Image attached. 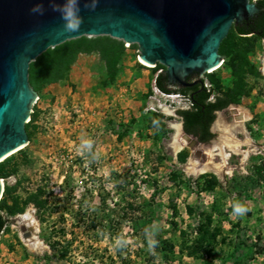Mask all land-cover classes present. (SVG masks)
I'll use <instances>...</instances> for the list:
<instances>
[{
  "label": "rangeland",
  "instance_id": "rangeland-1",
  "mask_svg": "<svg viewBox=\"0 0 264 264\" xmlns=\"http://www.w3.org/2000/svg\"><path fill=\"white\" fill-rule=\"evenodd\" d=\"M232 25L219 67L202 77L229 110L215 115L211 139L177 152L176 110L190 102L155 87L166 66L142 63L137 43L82 35L32 61L27 142L0 159V264H264V39ZM231 109L246 114L232 129L237 153L223 132ZM207 146L230 151L224 171L189 174L192 150ZM26 211L42 251L24 243Z\"/></svg>",
  "mask_w": 264,
  "mask_h": 264
},
{
  "label": "water",
  "instance_id": "water-1",
  "mask_svg": "<svg viewBox=\"0 0 264 264\" xmlns=\"http://www.w3.org/2000/svg\"><path fill=\"white\" fill-rule=\"evenodd\" d=\"M257 11L249 0H0V158L27 142L24 123L36 98L28 67L47 48L109 35L137 43L141 61L165 65L168 88L191 86L220 62L218 47L232 23ZM191 75L197 78L188 82ZM2 189L0 180V196Z\"/></svg>",
  "mask_w": 264,
  "mask_h": 264
},
{
  "label": "trees",
  "instance_id": "trees-1",
  "mask_svg": "<svg viewBox=\"0 0 264 264\" xmlns=\"http://www.w3.org/2000/svg\"><path fill=\"white\" fill-rule=\"evenodd\" d=\"M258 11L238 23H233V29L240 35L254 34L264 39V0H255ZM77 50H79L77 48ZM37 58V57H36ZM32 61L29 63V67ZM190 81V76L187 78ZM203 82V81H202ZM155 87L166 94H180L186 97L190 104L186 108L177 109L176 113L181 118L183 131L195 136L200 142L208 141L213 137L210 125L215 118V110L226 107L230 100L224 95L210 97V91L202 87L197 91L196 84L192 86H180L168 88L167 77L164 71H159L154 78ZM197 91V92H196ZM7 218L0 212V232Z\"/></svg>",
  "mask_w": 264,
  "mask_h": 264
},
{
  "label": "bare ground",
  "instance_id": "bare-ground-1",
  "mask_svg": "<svg viewBox=\"0 0 264 264\" xmlns=\"http://www.w3.org/2000/svg\"><path fill=\"white\" fill-rule=\"evenodd\" d=\"M141 62L144 63L145 65H150L143 61ZM219 65H220V62L215 67L210 68L208 71H212L216 69L217 67H219ZM261 72L264 76V62L262 64ZM229 114H230L229 115L230 124L228 125V127L224 128L223 130L224 134L227 137V140L225 143H226V146L230 148L231 153H237V150H238L237 148L240 144L238 140H235L233 138L232 129L234 130L237 129L236 131L238 132V129L242 128L241 123L246 118V114H244L240 110L238 112L235 109H231L229 111ZM173 128L175 130V133H173L171 145H172L174 152L179 151L184 145L186 146L192 145V139L190 137H187L188 135L183 134L181 132L179 124H173ZM204 149H205L203 150L204 152H202V150L198 148L197 149L194 148L192 150L191 156L189 157V161L187 162L186 171L189 174H199V173H203L208 170H213L215 172H223L224 171L223 167L226 163V159L230 155V151L229 152L223 151L221 147H219L217 150V148L214 146H210V147L207 146ZM216 151L220 154L221 161H218V162L213 161L212 158H213V155L216 153ZM246 153L247 151L243 152V157L246 156ZM3 157H5V155L2 156L1 158ZM1 183H2V188H3L2 180H1ZM21 217L24 223H26V226H27V227L25 226L26 229L30 231L29 235H26V236L23 235L25 238L24 243L32 250L42 251L45 248L44 244L35 235L33 234L31 235V232H33V230H35L36 228L35 227L36 220L33 218L30 211H26Z\"/></svg>",
  "mask_w": 264,
  "mask_h": 264
},
{
  "label": "clouds",
  "instance_id": "clouds-1",
  "mask_svg": "<svg viewBox=\"0 0 264 264\" xmlns=\"http://www.w3.org/2000/svg\"><path fill=\"white\" fill-rule=\"evenodd\" d=\"M82 146L90 149L92 146L91 141H84ZM233 211L237 215H243L244 213H246L248 211V209L246 207L240 205V204H236V205H234ZM124 243H126V242L121 241V240L116 241L117 246H122ZM156 243L157 242L155 240H150L149 241V248L155 247Z\"/></svg>",
  "mask_w": 264,
  "mask_h": 264
},
{
  "label": "flooded vegetation",
  "instance_id": "flooded-vegetation-1",
  "mask_svg": "<svg viewBox=\"0 0 264 264\" xmlns=\"http://www.w3.org/2000/svg\"><path fill=\"white\" fill-rule=\"evenodd\" d=\"M196 78H197V76H195V75H191L190 76V81H188V82H191V81H193V80H196ZM197 86H198V89H197V91H200V90H202V87H204V85H203V82H196L195 83ZM168 86H169V84H168ZM192 86V85H191ZM169 88H175L174 86H170ZM206 90H208L207 88H205ZM196 91V92H197ZM210 97H212V96H210ZM219 110H221V109H219ZM216 111H218V110H215L214 111V113H215V115L217 114L216 113ZM212 124V123H211ZM211 126V125H210ZM211 131V130H210Z\"/></svg>",
  "mask_w": 264,
  "mask_h": 264
},
{
  "label": "built area",
  "instance_id": "built-area-1",
  "mask_svg": "<svg viewBox=\"0 0 264 264\" xmlns=\"http://www.w3.org/2000/svg\"><path fill=\"white\" fill-rule=\"evenodd\" d=\"M187 99V98H186Z\"/></svg>",
  "mask_w": 264,
  "mask_h": 264
}]
</instances>
